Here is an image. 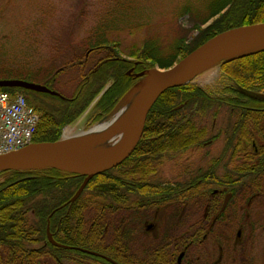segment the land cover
I'll list each match as a JSON object with an SVG mask.
<instances>
[{
    "label": "trees",
    "instance_id": "16d2710c",
    "mask_svg": "<svg viewBox=\"0 0 264 264\" xmlns=\"http://www.w3.org/2000/svg\"><path fill=\"white\" fill-rule=\"evenodd\" d=\"M204 3L207 13L198 19L199 27H195L198 34L189 44L179 39L163 47L156 37H147L127 52L130 60H124L119 57L117 44L105 40L101 33L107 31L103 29L81 41L86 49L84 54H80L82 51L78 48L80 55H75L73 63L65 62L59 68L51 65L52 57L43 58L41 66L35 69L30 67L34 63L32 57L26 64L28 68L13 64L15 60L11 63L10 59L0 60V75L4 76L0 80L29 82L27 77L44 74L50 81L77 68L79 81L70 95H64L57 88L58 94L50 93L55 94L54 97L30 94L29 90L21 88L0 87V92L21 94L39 115L33 143H54L63 130L86 111L89 125L107 116L139 80L137 73L154 67L168 69L219 33L264 22V0H204ZM191 13L197 19V10ZM210 20V24L201 28ZM35 23H32L33 37ZM33 43L39 46L36 41ZM20 59L24 60L22 56ZM219 72L222 86L218 95L186 84L169 88L158 97L134 148L137 151L145 145L146 149H141L146 158L142 159H150L151 154L154 159H164L171 153L184 152L197 145L205 149L223 136V143L233 148L235 158L243 156L245 161V165L237 167V176H264V164H256L264 159V116H255L264 113V99L247 94L264 95V50L222 62ZM25 93L42 96V100L25 97ZM222 108L226 114L216 122L215 134L197 122L200 114L211 113L213 119L220 115ZM147 148L152 150L146 151ZM133 155L127 159H134ZM0 176L4 178L0 183V264H113L64 246L114 257L105 253L103 243L111 245L122 234H127L115 227L131 219L127 213L130 211L125 207L117 208L113 202L114 182H98L97 178H92L81 195L69 203L83 180L80 175L45 169L6 171L0 172ZM246 183L247 190L264 191L260 181L252 179ZM47 225L56 245L47 239ZM125 251L129 252V247ZM110 260L115 262L116 259ZM122 261L121 264H125V260Z\"/></svg>",
    "mask_w": 264,
    "mask_h": 264
},
{
    "label": "flooded vegetation",
    "instance_id": "af4514ba",
    "mask_svg": "<svg viewBox=\"0 0 264 264\" xmlns=\"http://www.w3.org/2000/svg\"><path fill=\"white\" fill-rule=\"evenodd\" d=\"M41 76L50 92L29 93L58 94V79ZM30 94L24 96L42 100ZM141 148L146 149L142 145L129 154L134 159L128 156L93 177L114 182L115 206L130 211V222L115 227L127 234L103 243L105 253L114 256L110 259L117 264L122 259L125 264H264V191L247 190L246 183L253 179L264 187V176H237L243 156L235 158L233 148L222 143L146 160ZM188 153L191 158H182Z\"/></svg>",
    "mask_w": 264,
    "mask_h": 264
},
{
    "label": "rangeland",
    "instance_id": "374dc122",
    "mask_svg": "<svg viewBox=\"0 0 264 264\" xmlns=\"http://www.w3.org/2000/svg\"><path fill=\"white\" fill-rule=\"evenodd\" d=\"M203 3L204 0H0V60L10 59V63L15 60L13 64L28 68L26 64L32 57L34 63L30 67L35 69L41 66L43 58L52 57L51 65L59 68L65 62L73 63L75 55L84 54L86 49L81 41L103 29L107 31L101 33L105 40L117 44L119 57L124 60H130L127 52L147 37H156L163 47L179 39L189 44L198 34L195 30L200 24L198 19L207 13V5ZM195 10L199 14L197 19L191 13ZM33 22H36L34 37ZM35 41L38 47L33 43ZM78 48L83 53L78 54ZM220 63L196 73L187 85L218 95L222 86ZM3 77L0 75V79ZM26 80L36 85L43 84L42 76L27 77ZM77 81L79 70L73 68L69 73L66 71L63 76H58L55 87L68 96ZM225 114V108L213 119L211 113L200 114L197 122L215 134L217 123ZM87 121L86 111L69 127L65 136H74L95 125H89ZM223 142L222 136L216 138L213 145L220 148ZM213 150L211 153L215 154L216 147ZM199 154H203L202 151ZM182 158H191V153ZM2 180L0 177V183Z\"/></svg>",
    "mask_w": 264,
    "mask_h": 264
},
{
    "label": "water",
    "instance_id": "95a60500",
    "mask_svg": "<svg viewBox=\"0 0 264 264\" xmlns=\"http://www.w3.org/2000/svg\"><path fill=\"white\" fill-rule=\"evenodd\" d=\"M258 45H264V22L232 28L219 33L168 69L154 67L153 69L139 72L135 75L139 80L119 99L107 116L88 130L75 135L81 137L77 139L76 147L69 149L61 148L62 139L54 143H34L16 151L0 155V172L55 169L80 175L83 177V180L69 200V203H73L81 195L90 179L114 168L134 150L142 135L145 119L150 108L164 91L169 88L186 85L187 83H182L181 81L189 76L192 77L212 64L230 61L259 50H264V47H261L241 55L230 56L237 51L251 49ZM0 87L21 88L35 92H50L44 86L16 79L0 80ZM247 94L253 97L260 95H253L254 93ZM134 95H136V100L129 111L130 113L125 125L126 130L119 140H116L115 144L104 147L101 143L102 140H113V135L117 134V131L121 128L113 130L110 135L102 136V140H83L84 137L90 136L92 129L100 124L110 122L112 120L110 117L119 114L124 103ZM46 236L49 243L56 245L52 240L48 225L46 227ZM64 248L75 249L114 263L112 260L95 252L67 246H64Z\"/></svg>",
    "mask_w": 264,
    "mask_h": 264
},
{
    "label": "built area",
    "instance_id": "2783aa9c",
    "mask_svg": "<svg viewBox=\"0 0 264 264\" xmlns=\"http://www.w3.org/2000/svg\"><path fill=\"white\" fill-rule=\"evenodd\" d=\"M38 121L23 96L0 92V155L30 145Z\"/></svg>",
    "mask_w": 264,
    "mask_h": 264
},
{
    "label": "bare ground",
    "instance_id": "6f19581e",
    "mask_svg": "<svg viewBox=\"0 0 264 264\" xmlns=\"http://www.w3.org/2000/svg\"><path fill=\"white\" fill-rule=\"evenodd\" d=\"M261 47H264V45H258L254 48H251V49H245L242 51H237V52L231 54L230 56L241 55V54L246 53L250 50H255V49L261 48ZM190 79H191V76L185 78L181 82L187 83V82H189ZM253 95H255V94H253ZM255 96L256 97H263L261 95H255ZM135 100H136V95L129 98L124 103V105L122 106L119 114H117L116 116H111L110 118H112V120H110V122L100 124L97 127H95L94 129H92V131L90 132L91 133L90 136L84 137L83 140L87 141V140H92V139H101L102 136L110 135L113 130H117L118 128H121L120 130L117 131V134L113 135V138H114L113 140H111V139L110 140L109 139L102 140L101 139L102 140L101 144H103L102 146H104V147H108V146L115 144L116 140H119V138L121 137L123 132H125V130H126L125 125H126L129 113H130L129 111L131 110ZM80 138L81 137H77L75 135L74 136H64L62 139L61 148L69 149L72 147H76L75 144H77V141H78L77 139H80ZM104 139H106V137H104ZM108 259H110V258H108Z\"/></svg>",
    "mask_w": 264,
    "mask_h": 264
}]
</instances>
